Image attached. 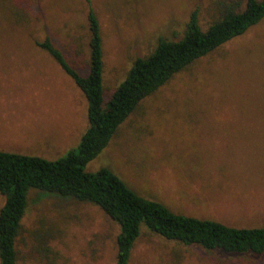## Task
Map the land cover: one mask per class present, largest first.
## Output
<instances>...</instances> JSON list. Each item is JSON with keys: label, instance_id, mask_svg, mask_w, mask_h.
<instances>
[{"label": "rangeland", "instance_id": "rangeland-1", "mask_svg": "<svg viewBox=\"0 0 264 264\" xmlns=\"http://www.w3.org/2000/svg\"><path fill=\"white\" fill-rule=\"evenodd\" d=\"M30 1L27 23L14 24L4 15L9 9H0V150L53 160L77 146L88 125L86 99L33 41L49 35L81 70L87 1ZM88 1L100 35L103 100L159 37L182 36L192 9L201 29L218 18L215 0ZM99 167L173 213L232 228L263 227L264 17L141 99L84 169ZM213 183L246 193L213 199L201 192ZM20 226L17 264L114 263L117 225L91 203L29 188ZM140 226L129 264H264V253L208 252Z\"/></svg>", "mask_w": 264, "mask_h": 264}, {"label": "trees", "instance_id": "trees-1", "mask_svg": "<svg viewBox=\"0 0 264 264\" xmlns=\"http://www.w3.org/2000/svg\"><path fill=\"white\" fill-rule=\"evenodd\" d=\"M86 1L88 55L81 70L66 61L49 35L33 43L45 51L82 92L88 125L77 146L53 160L0 150V194L4 197L0 207V264H17L16 240L29 188L91 203L111 219L117 225L113 264H129L141 224L164 239L208 252L263 254L264 226L232 228L217 221L176 214L155 200L137 195L108 168L88 172L84 167L108 144L141 99L199 57L261 20L264 0H215L218 18L205 29L200 28L197 10L192 9L182 36L177 40L159 37L147 55L135 57L106 100L102 96L98 22ZM1 8L9 9L4 15L14 24L27 23L32 13L30 0H0Z\"/></svg>", "mask_w": 264, "mask_h": 264}, {"label": "crops", "instance_id": "crops-1", "mask_svg": "<svg viewBox=\"0 0 264 264\" xmlns=\"http://www.w3.org/2000/svg\"><path fill=\"white\" fill-rule=\"evenodd\" d=\"M195 131H199L198 127L195 128ZM212 141L216 140L218 141L217 138H213L211 139ZM207 143H204L203 146L206 147ZM225 150V148H220V151ZM214 182V181H213ZM224 183V182H223ZM194 184V183H192ZM236 188H238L236 190ZM236 188H232L231 186H227V185H222L221 183H213V184H209L206 185V187H204L201 192H208V195L213 198V199H217V196H219V199L222 200L224 199L225 201H231L232 198H234V196H242V193H246L242 190V188L236 186ZM249 190V189H248ZM207 196V195H206ZM222 196H224L222 198ZM247 228H251V227H247Z\"/></svg>", "mask_w": 264, "mask_h": 264}]
</instances>
